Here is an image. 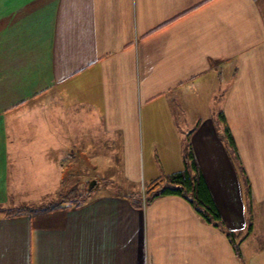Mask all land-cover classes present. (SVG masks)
Masks as SVG:
<instances>
[{"label": "crops", "instance_id": "0c3cea01", "mask_svg": "<svg viewBox=\"0 0 264 264\" xmlns=\"http://www.w3.org/2000/svg\"><path fill=\"white\" fill-rule=\"evenodd\" d=\"M188 141L243 260L183 196L145 202ZM69 172L101 190L3 209ZM0 264H264V0H0Z\"/></svg>", "mask_w": 264, "mask_h": 264}, {"label": "trees", "instance_id": "16d2710c", "mask_svg": "<svg viewBox=\"0 0 264 264\" xmlns=\"http://www.w3.org/2000/svg\"><path fill=\"white\" fill-rule=\"evenodd\" d=\"M220 119L224 123V133L232 155L239 161L240 156L238 153L236 142L234 140L229 124L227 120H225V115L222 112H220ZM184 152V167L181 170L171 172L163 176L161 175L145 184L143 191L145 202L148 203L158 197L170 194L183 196L191 203L197 214L205 222L211 223L221 228L227 234V236L233 243L237 256L241 260H243V255L240 248L241 240L239 241L238 239H236L235 232L229 230L224 225L221 214L217 208L213 195L201 172V169L195 159L191 148V143L189 141L187 146H185ZM238 164L241 168L242 175H245L244 167L241 165V163ZM246 181H248L249 183L248 178L246 179ZM78 194L81 195L82 193H80L77 188H71L67 193L58 195L56 199L49 201L48 203L41 205H39L38 203H27L19 205L12 209L9 208V213H32L53 210L59 207L79 205L80 202H74L73 200V198Z\"/></svg>", "mask_w": 264, "mask_h": 264}, {"label": "rangeland", "instance_id": "374dc122", "mask_svg": "<svg viewBox=\"0 0 264 264\" xmlns=\"http://www.w3.org/2000/svg\"><path fill=\"white\" fill-rule=\"evenodd\" d=\"M64 121L66 122V125H67V129L68 128H70L69 126H68V124H71L72 123V117L71 116H69V115H66V118L64 119ZM69 121L71 122V123H69ZM39 134V136H40V134H41V131L38 133ZM71 140V142H70V145L68 144V146L66 147L67 148V152H66V156L68 157L69 155H68V153L70 154V151L68 150V148L70 149L71 148V146H72V139H70ZM71 150V149H70ZM23 169H22V171L21 172H19L20 174H22V177H21V179H19V182H21V183H19V184H17L16 185V189H14V194H13V198H14V200H17V198H18V189H20V190H23V189H27V188H29V187H31V185H32V182H34V179L35 178H32V175H31V172H30V170L28 169L29 168V163H26V162H24L23 163ZM35 172H33V174H34ZM84 174V173H83ZM83 174H71L70 172H69V176L71 177H69V178H67V185H69V186H67L66 187V192L65 193H67L71 188V186H74L75 184H79L78 185V188L77 189H79L80 191H81V195L80 194H78L77 196H75L74 198H73V200H74V202H81V201H83L85 198H88L89 196H90V190H93V192H95V191H100L101 190V182H100V185H97L96 187H94V188H90L89 187V180H91V175H83ZM108 174H111V173H108ZM107 174V175H108ZM27 175H30L29 177L27 176ZM112 175V174H111ZM110 175V176H111ZM91 178H90V177ZM109 179H108V181H110V182H114V179H111L112 177H108ZM69 179H71V182L69 181ZM9 180V179H8ZM7 180V181H8ZM40 180V179H39ZM51 182V181H50ZM49 182V185H48V187H49V189L53 186V185H51V183ZM69 182H70V184H69ZM71 185V186H70ZM118 186V185H117ZM1 187H2V185H1ZM45 187V186H44ZM89 191V192H88ZM17 193V194H16ZM64 193V194H65ZM16 194V195H15ZM58 197V195L56 196V197H54L53 198V195H51V196H47V197H45V198H43V199H41L40 200V202L39 201H36L39 205H41V204H45V203H48L49 201H52V200H54V199H56ZM28 204H30V203H28ZM18 206V205H17ZM16 206V207H17ZM9 208L10 209H12V208H14V207H12V206H9ZM9 208H7V207H3V209H6V210H9ZM13 210H15V209H13ZM238 240L240 241V238H238Z\"/></svg>", "mask_w": 264, "mask_h": 264}, {"label": "water", "instance_id": "95a60500", "mask_svg": "<svg viewBox=\"0 0 264 264\" xmlns=\"http://www.w3.org/2000/svg\"><path fill=\"white\" fill-rule=\"evenodd\" d=\"M94 181H92V183H93Z\"/></svg>", "mask_w": 264, "mask_h": 264}]
</instances>
